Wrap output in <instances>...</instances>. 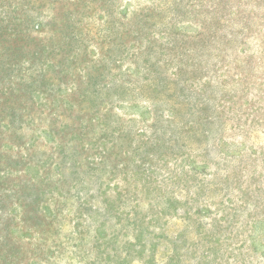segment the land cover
<instances>
[{"label":"rangeland","instance_id":"obj_1","mask_svg":"<svg viewBox=\"0 0 264 264\" xmlns=\"http://www.w3.org/2000/svg\"><path fill=\"white\" fill-rule=\"evenodd\" d=\"M0 264H264V0H0Z\"/></svg>","mask_w":264,"mask_h":264}]
</instances>
